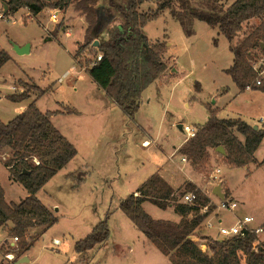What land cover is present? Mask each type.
<instances>
[{"label": "rangeland", "instance_id": "rangeland-1", "mask_svg": "<svg viewBox=\"0 0 264 264\" xmlns=\"http://www.w3.org/2000/svg\"><path fill=\"white\" fill-rule=\"evenodd\" d=\"M223 3L227 6L228 0ZM2 4L0 0V7ZM159 7V0H148L138 10L153 13ZM103 11L108 12L101 8V13ZM59 23L64 27L54 35ZM86 25L73 4L66 10L44 9L35 16L27 8H21L0 20V53L11 56L0 68V118L7 122L31 103L38 94L37 90H31L34 84L51 88L36 101L41 111L71 110L73 107L81 111V114H60L53 119L76 146L78 154L39 191L37 196L59 221L49 228L39 227L29 232L30 238L35 240L28 253L31 260L20 264H164L169 261L168 256L120 209L121 201L156 171L160 158L166 159L174 146L179 147L186 137L190 139L178 124L197 128L207 121L212 108L219 118H241L258 128L264 127V91H240L226 72L233 63L231 47L238 37L229 40L218 28L201 20H196L193 33L189 35L169 9H165L145 25L144 31L151 43L167 42L168 45L162 47V56L168 66L143 91L134 117H128L86 71L88 61L93 64L97 60V53L83 51L72 69L71 53H77L78 46L83 43ZM249 28L246 25L245 32ZM109 34L107 30L97 39L103 40ZM27 43L32 50L18 54L14 45ZM81 69L85 72H79ZM26 90L30 91L28 98L19 102L8 99L10 94ZM210 152V159L200 169L188 158L183 161L186 165L182 169L198 172L199 188L210 200L219 201L212 190L220 183L225 198L238 201L236 211L249 213L256 223H264V140L254 154V161L243 167L229 165L225 156L215 149ZM12 153L5 150L0 155L6 157L3 160L6 162ZM180 159L177 154L175 160L179 162ZM0 175L8 200L18 202L24 198L27 191L23 185H9L7 168L2 166ZM215 175L218 180H213ZM186 184L178 188V193ZM179 198L183 200L180 195ZM144 209L156 219L178 220L172 207L163 209L148 201ZM220 215L226 222L234 220L232 212L222 210ZM106 216H109L108 239L78 253L75 243L85 238ZM0 234L5 239L0 244V263L15 264L13 247L19 240L15 242L8 227L1 228ZM194 236L200 244L208 241L203 237L223 239L216 227L206 228L205 222ZM54 238L62 241L57 248H54ZM8 253L13 255L12 259L7 258Z\"/></svg>", "mask_w": 264, "mask_h": 264}, {"label": "trees", "instance_id": "trees-1", "mask_svg": "<svg viewBox=\"0 0 264 264\" xmlns=\"http://www.w3.org/2000/svg\"><path fill=\"white\" fill-rule=\"evenodd\" d=\"M145 1L148 0H7L5 15L27 8L35 16L44 9L66 10L73 4L87 24L83 43L78 46L74 59L85 50L97 53V56L101 54V59L95 63L88 61L86 71L128 117H134L143 91L168 66L162 56V47L168 45L167 42L151 43L144 31L145 25L165 9H169L172 17L189 35L193 33L194 21L198 19L217 27L229 40L238 37L231 47L233 63L226 72L240 91L248 87L264 91L261 74L264 71V0H235L228 7L223 0H159L157 11L139 12ZM101 8H106L108 12L101 13ZM254 18H259L260 22L250 26L249 21ZM246 25L250 28L245 32ZM63 27V23H59L54 35ZM107 30H110L109 36L98 40ZM95 40L99 41V45H94ZM10 58L9 53H0V68ZM32 89L38 91L36 99L8 122L0 119V152H13L6 165L13 179L21 182L28 191V196L18 203L7 202L5 190L0 184V228L8 222L12 223L10 234L19 240L13 247L16 260L33 245V241L27 239L31 229L49 228L59 221V217L39 199L37 192L78 154L76 146L51 120V116L59 111L43 112L36 104L37 99L51 88L34 84ZM29 93L28 90L13 93L8 99L19 102L28 98ZM210 110L207 121L197 127L195 136L181 148L182 155L196 169H200L210 159V149L216 150L222 145L229 165L243 167L253 162L254 154L264 140V127L255 129L241 118H219L215 109ZM68 112L77 111L69 109ZM187 192L195 193L193 204L180 200L179 195L183 197ZM146 201L163 209L173 206L181 219L154 218L143 207ZM210 201L192 182H188L185 189L178 193L159 172H155L121 201L120 209L169 256V262L164 264H242L244 259L246 264H264V240L257 242L254 234L215 240L203 237L208 241L207 250H202L193 235L210 212L216 209ZM209 203L208 212H202L201 207ZM108 218L106 216L85 238L75 243L78 253L108 239Z\"/></svg>", "mask_w": 264, "mask_h": 264}, {"label": "crops", "instance_id": "crops-1", "mask_svg": "<svg viewBox=\"0 0 264 264\" xmlns=\"http://www.w3.org/2000/svg\"><path fill=\"white\" fill-rule=\"evenodd\" d=\"M6 1L7 0H3V3L4 4H6ZM225 1V0H224ZM235 0H228V5H227V7L231 4V3H233ZM38 15V14H37ZM196 20H198V19H196ZM196 20L194 21V24H195V22H196ZM250 22V26H253V25H257L259 22H260V19L259 18H254V19H252V20H250L249 21ZM217 28V27H216ZM69 34V33H68ZM47 40H51V38H48ZM61 43V42H60ZM19 45V44H18ZM19 46H22V45H19ZM169 48V46L167 47V49ZM30 49L32 50V47H30ZM71 60H72V62H73V66H72V69H74L75 67H76V62H75V59H74V55L71 53ZM172 59V58H171ZM172 61H174V63H175V60H173L172 59ZM78 65V64H77ZM173 70L174 71H176V72H178V69H174L173 68ZM82 71H84L85 72V70L84 69H81V70H79V72H82ZM66 74H68V72L66 73ZM91 80H92V78H91ZM93 81V80H92ZM94 82V81H93ZM41 86V85H40ZM53 90V89H52ZM102 95V94H101ZM102 96H104V95H102ZM142 97H143V93H142ZM37 98V97H36ZM35 98V99H36ZM28 106V104H26V106H24V107H22V110L20 111V112H22L26 107ZM73 109H75L77 112H68V110H62V111H59V113H57V114H53L52 116H51V120H52V122H53V119H54V117H56V116H58V115H60V114H71V113H77V114H81V111L79 110V109H77L76 107H73ZM50 111V110H49ZM19 112V113H20ZM18 113V114H19ZM209 118V117H208ZM1 119V118H0ZM2 120V119H1ZM3 121V120H2ZM5 122V121H4ZM8 122V121H7ZM181 124V123H180ZM55 125V124H54ZM250 125H252V124H250ZM56 126V125H55ZM60 131H61V128L59 127V126H56ZM178 127H179V124H178ZM150 135H151V132H150ZM144 139H147V138H144ZM144 139H143V141H144ZM154 139V138H153ZM147 140H149V139H147ZM188 140V138L186 137L185 139H184V141L182 142V144L179 146V147H176V146H174V150H173V152H172V154H170V155H168V154H166L167 155V158L166 159H159V161H157L158 163H157V166H156V171L155 172H159L175 189H176V192L178 191V188L183 184V183H188V182H192L193 184H195L197 187H201V185L199 184V181H200V175L198 174V172H196V171H189V172H187V171H185L184 169H182V167L183 166H185L186 164L185 163H183V160H182V153H181V148L183 147V145L185 144V142ZM150 141V140H149ZM146 147H148V146H146ZM151 147V146H150ZM154 148H156V147H154ZM163 152H165V151H163ZM175 152V153H174ZM8 156H10V154L9 153H6ZM180 155L181 156V159H180V161L178 162V161H176L175 160V158H176V155ZM3 158V159H2ZM74 159V158H73ZM3 160H6V157H3L2 155H0V170H1V167L2 166H4L5 168H7L8 170H9V168H8V166L6 165V162L5 161H3ZM169 160H171V162H174V163H171ZM72 161V160H71ZM70 163V162H69ZM69 163L66 165V166H68L69 165ZM166 163H167V165H166ZM66 166L65 167H63L59 172H61L64 168H66ZM183 170V171H182ZM58 172V173H59ZM155 172H153V173H155ZM152 173V174H153ZM151 174V175H152ZM57 175V174H56ZM55 175V176H56ZM54 176V177H55ZM9 179H8V183H9V185L10 186H13L14 184H21V185H23L21 182H19V181H17V180H15V179H13V177H12V175H11V172H10V170H9ZM50 181V180H49ZM48 181V182H49ZM47 182V183H48ZM46 183V184H47ZM0 184H1V186L4 188V190H5V199H6V201L7 202H16V201H14V200H8L7 199V188L4 186V184H2V181H1V175H0ZM45 184V185H46ZM25 188V187H24ZM26 189V188H25ZM41 190V189H40ZM39 190V191H40ZM137 190V189H136ZM135 190V191H136ZM27 191V190H26ZM39 191L37 192V195H38V193H39ZM134 191V192H135ZM213 191V190H212ZM133 192V193H134ZM26 196H28V191H27V193L25 194V196H24V198L26 197ZM231 196H233L232 195V193H231ZM234 197V196H233ZM22 199V198H21ZM20 199V200H21ZM19 200V201H20ZM18 201V202H19ZM17 202V203H18ZM146 202H148V201H146ZM146 202H144V203H146ZM144 203H143V207H144ZM48 207V206H47ZM172 208H174L173 206H171ZM171 207H168V208H166V209H170ZM48 208H50V207H48ZM50 210H51V208H50ZM174 211V210H173ZM54 213V212H53ZM176 213V212H175ZM55 214V213H54ZM177 214V213H176ZM245 214H249V213H245ZM241 215H244V213L243 212H238V211H236L235 213H234V218H235V216H241ZM177 216H178V220H176V221H179L180 219H181V217H180V215L179 214H177ZM220 217H222L223 218V220L225 221V219H224V217L222 216V215H220ZM226 222V221H225ZM230 222V221H229ZM13 225H12V223L11 222H8L6 225H4L3 227H1V228H6V227H8L9 229H11V227H12ZM0 228V229H1ZM37 228V227H36ZM36 228H33V229H31L29 232H31V231H33V230H35ZM36 232V231H35ZM45 233V232H44ZM45 235V234H44ZM28 236H29V240L30 241H33V239H32V237L30 238V235H29V233H28ZM260 238V241H263L264 240V232H263V235H262V237L260 236L259 237ZM150 240V239H149ZM35 241V240H34ZM33 241V244L35 243ZM2 242H5V239H3L2 238V236H1V234H0V244H2ZM11 244H14V242H12ZM204 244H206V243H203V244H200V245H204ZM32 247V246H31ZM31 247L23 254V256L22 257H24V256H26L27 258L29 257V255H28V253H29V251H30V249H31ZM206 247H207V245H206ZM168 256V255H167ZM21 257V258H22ZM168 259H169V256H168ZM31 259H30V257L28 258V261H30ZM28 261H25V262H28ZM24 262V263H25ZM169 262V261H168ZM15 264H17L16 263V261H15ZM20 264V263H19ZM242 264H246V260L244 259L243 261H242Z\"/></svg>", "mask_w": 264, "mask_h": 264}, {"label": "built area", "instance_id": "built-area-1", "mask_svg": "<svg viewBox=\"0 0 264 264\" xmlns=\"http://www.w3.org/2000/svg\"><path fill=\"white\" fill-rule=\"evenodd\" d=\"M5 9L4 5L2 4L0 7V20L4 19L5 17ZM53 20L57 18L56 13L53 14L52 16ZM101 54L98 55L97 60L101 59ZM96 60V61H97ZM95 61V62H96ZM257 67V64H256ZM263 73V72H262ZM261 73V74H262ZM260 84L261 82L258 81ZM247 89H250L248 87ZM183 131L187 132V136L189 138L195 136L197 132L196 127H191L189 125H183ZM183 161H186V157H182ZM217 172H220V169L217 170ZM218 175L213 176V180H218ZM196 195L194 192H187L183 196V202L188 203V204H193L195 201ZM219 201L216 203V201L211 200V204H216V209L214 211L210 212L209 217L204 221L206 228H214L216 227L218 230L219 235L222 236L223 239L226 238H231L234 236H240V237H245L250 234H254L257 237V242H258V237H260L261 233L264 232V223H256L255 217L251 214H244L241 216H235L234 220L231 222H225L222 217L219 216V213L223 210L226 212H232L235 213L237 208L239 207V203L235 199H230V198H225L223 200L218 199ZM210 203L207 205H204L201 207L202 212H208ZM197 236L193 235V239H196ZM15 242L18 240V237H14ZM62 241L59 238H54L53 239V244L55 245L54 248H57V246L61 245ZM7 258L12 259L13 255L12 254H6Z\"/></svg>", "mask_w": 264, "mask_h": 264}, {"label": "water", "instance_id": "water-1", "mask_svg": "<svg viewBox=\"0 0 264 264\" xmlns=\"http://www.w3.org/2000/svg\"><path fill=\"white\" fill-rule=\"evenodd\" d=\"M4 7H5V11H6L7 8H8L7 4H4ZM94 45L95 46L99 45V41L95 40ZM30 47H31L30 43H27V44L22 45V46H19V45H16V44L14 45V48H15V50H16V52L18 54L29 53L30 52ZM262 47H264V43H262ZM179 128L183 131V124L182 123L179 124ZM254 128L257 129L258 125H254ZM216 151L218 153L224 155V156L226 155V150H225L224 146H222V145L216 147ZM212 193L214 195H216L217 197H219V199H221V200L225 199V197H226L225 192L222 190V184H220V183L214 186ZM201 248H202L203 251H206L207 250L206 244L201 245ZM25 261H28V258L26 256L18 259L16 261V263L19 264V263H22V262H25Z\"/></svg>", "mask_w": 264, "mask_h": 264}, {"label": "bare ground", "instance_id": "bare-ground-1", "mask_svg": "<svg viewBox=\"0 0 264 264\" xmlns=\"http://www.w3.org/2000/svg\"><path fill=\"white\" fill-rule=\"evenodd\" d=\"M148 144V143H147Z\"/></svg>", "mask_w": 264, "mask_h": 264}]
</instances>
